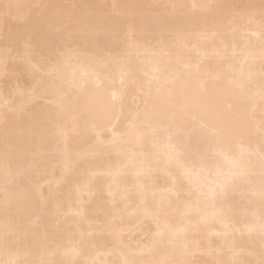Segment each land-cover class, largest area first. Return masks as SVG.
<instances>
[{
	"label": "bare ground",
	"instance_id": "bare-ground-1",
	"mask_svg": "<svg viewBox=\"0 0 264 264\" xmlns=\"http://www.w3.org/2000/svg\"><path fill=\"white\" fill-rule=\"evenodd\" d=\"M4 2L6 0H0V3ZM10 2L25 6L19 9L18 14L27 17L29 24L37 25V33L39 21L34 13L29 15L27 5L75 3L96 7L77 11L78 22L70 30L67 55L61 61L55 78L47 75L49 65L46 60L35 55L41 47L40 36L36 34L32 38L34 60L29 62L23 26L15 21H5L0 16V113H9L8 126L13 133L10 137L13 150L6 153L5 124L0 119V261L12 259L17 247L29 245L31 252L27 258L31 261L39 260L44 264L53 261L55 264H67L68 261L91 264L95 260L97 264H102L106 257L91 247L92 240L103 239L109 247L123 244L132 250H138V245L143 247L153 243L152 234L156 231L157 219L171 223L174 229H186L184 244L188 250V259L196 261L197 264H218L221 260L230 259L232 253L229 246L233 240L238 245L241 242L247 244L249 240L254 241L257 255L253 259L258 260V233L251 237L245 234L242 238L241 233L236 231L237 228L244 229L251 218V212L256 213L257 220L259 218L258 198L255 199L253 208H248L249 200L252 199L249 195L248 178L239 181L229 194L225 207L232 209L229 216L234 219L229 220L228 227L212 216L213 209L210 206L205 213L207 219L197 227L191 226L196 223L195 220L190 222L182 214L185 205L196 204L200 191L206 189L212 181L218 167L224 163L225 156H239L252 174V184L259 190L261 173L264 171V161L260 155L261 122L264 120V103L261 102L260 92L264 86V78L261 75L259 39L249 37L248 48H245L243 42H239L236 48L238 55L233 57L232 39L228 38L227 52L224 53V46L219 40L213 44L205 42L201 37L207 31L202 23V13L190 7L175 14L161 8L158 16L147 15L142 22L137 17L133 24V35L125 39L128 32L126 16L131 15L132 10L124 8V5H191L201 0ZM216 2L228 5L259 4V0ZM113 4L121 7L114 9L111 7ZM158 18L162 19L161 23L170 24L175 29L163 44L148 35L161 26ZM215 19L219 22L221 17L217 15ZM176 32H183L188 36L189 43L186 46H181L183 41L176 36ZM237 40H240L239 36ZM215 51L225 55L223 62L214 54ZM248 52L252 56L245 62ZM113 58L119 59L120 64L111 63ZM199 59H203L199 73H193L191 79L177 81V97L186 98L190 103H214L221 113L222 121L233 120L237 127L235 131L224 134L218 143L206 135L193 136L188 150L191 157L189 163L195 161V171L185 174L183 167L168 159L165 143L158 138L138 142L137 131L130 130L129 125L133 114L143 112L144 94L149 90V81H152L151 88L155 95L157 89H165L166 82L177 71H184V65L195 64ZM96 60H103L106 66L96 64ZM33 64L37 67L33 68ZM122 70L127 73L124 84H121ZM217 74L221 79L209 96H197V82L211 79ZM53 79L56 80V86L63 85L67 108L66 113L58 120L49 115L55 111V105L60 98V94L55 93L52 87ZM97 79L102 81L100 87L96 85ZM232 79L237 82L238 87L230 101L233 107L229 110L221 90L230 87L228 81ZM45 85L47 94L42 96ZM82 85L86 86L81 87ZM113 93L116 94V99L113 98ZM159 102H166L163 96ZM99 111L103 115L98 119ZM21 114L31 116L33 123L22 120L21 132L16 134L15 127ZM97 132L103 140L112 139L113 133L119 136L128 132V135L114 147L90 153L89 148L96 142ZM53 153H63L69 160L84 156L85 161L76 170L79 179L74 178L58 189L57 201L43 210L39 221L36 219L38 197L19 205L14 204L6 214L2 207L5 161L7 160L12 169H16L26 167L35 158L38 170L43 171L47 167L49 175L40 180L44 183L45 180L55 181L60 176L59 168L55 169L54 175L51 174L50 159ZM149 169L148 175L137 178V172L147 173ZM93 173L100 175V196L94 197L93 202L88 204V193H78L77 185L85 177L90 178ZM22 183L19 180L12 182L10 192L22 186ZM141 184L144 185L143 192H135L136 187ZM129 191H133L130 201L124 199ZM48 192L49 187L46 185L44 195L47 196ZM113 196L121 209L122 220L116 223L114 229L119 235L106 233L103 237H88L87 223L81 224L71 213L80 205L81 199L85 202L90 216L98 206L111 211L109 205ZM129 203L131 206L126 207ZM6 229H14L7 240L4 238ZM33 233L38 234L39 239L34 240ZM224 233L229 235L226 237ZM144 234L148 238L139 240ZM45 236L48 238L45 239ZM166 244L167 240L160 243L154 255L146 258L163 259L168 254ZM77 245L81 249L77 255L63 254L70 253ZM57 249L60 254H54ZM241 258L249 257L242 255Z\"/></svg>",
	"mask_w": 264,
	"mask_h": 264
},
{
	"label": "snow or ice",
	"instance_id": "snow-or-ice-1",
	"mask_svg": "<svg viewBox=\"0 0 264 264\" xmlns=\"http://www.w3.org/2000/svg\"><path fill=\"white\" fill-rule=\"evenodd\" d=\"M22 5L15 4L6 0L4 3H0V16L5 21H15L19 25L23 26L26 33L25 46L26 51L29 52L27 57L28 61H33L32 53L35 51L32 45V38L38 34L41 38L40 50L35 52V55L44 58L49 65L48 76L56 77L59 71V66L64 56L67 55L66 46L70 43V30L74 23L78 22L77 11L93 9L96 6L88 4H50V3H33L27 5L29 9V15L35 14L39 21V32L37 33V25L29 24L27 17H22L18 14ZM112 8H119L121 6L113 4ZM126 9L132 10V14L126 16L128 21V32L125 34V39L131 38L133 35V24L139 17L142 22L147 15L158 16V11L163 8L164 10H171L173 14L184 8L198 9L202 13V23L206 26V33H202L201 37L207 43L215 44L217 40L224 46V53L227 52V40L232 39V56L238 55L236 48L239 46V42H243L245 48H248V38L255 37L260 41V60H261V75L264 78V0H259V4H223L218 3L216 0H201L199 3L191 5H183L178 3L169 4H128L123 6ZM219 15L221 20L217 22L215 17ZM162 19L158 18L160 27L151 31L150 37L153 40H159L161 44L164 43L166 38L173 34L174 27L170 24L161 23ZM255 29H258L255 30ZM176 36L183 41L182 47L189 43V38L183 32H176ZM237 36L240 40H237ZM214 54L219 58L220 62H223L225 55L219 51H215ZM252 56L251 52L245 55V62ZM113 64H120L119 59L113 58L111 60ZM203 59L197 60L195 64L184 65V71H177L165 84V89H157L155 95L152 92V81H149V90L144 94V109L143 112H137L133 114L130 122V130H136L138 135L136 140L142 142L148 138H158L159 141L167 145L166 155L168 159L174 160L177 165L181 166L185 170V174H191L195 171V161L189 163L191 159L188 144L193 136L206 135L213 142H219L224 134L235 131L237 125L233 120L222 121L221 113L216 109L215 104H199L190 103L186 98L180 99L177 97L175 85L178 80L191 79L193 73H199ZM96 64L100 66H106L103 60H96ZM33 68L37 67L36 64L32 65ZM158 70V69H157ZM127 75L122 70L121 84H124V77ZM221 79L220 75L211 77V79H203L197 82V96L207 97L210 91L215 89L216 83ZM230 87L221 90L224 101L228 105V109L231 110L233 104L230 102L238 87L237 82L232 79L228 81ZM102 81L97 79L96 85L100 87ZM82 85L81 87H85ZM52 87L55 93L60 94L59 102L55 105V111L49 113L53 119H60L67 111L65 104V97L63 95V85L56 86V80L53 79ZM47 94V85H45V92L42 96ZM163 96L166 101L160 103L159 99ZM261 102L264 103V86L260 92ZM113 98L116 99V94L113 93ZM102 111H99L97 118H102ZM142 118V122H141ZM0 119H3L5 124L4 141L6 153L13 150L10 137L12 131L9 130L8 121L9 113L4 111L0 113ZM27 120V123H33L31 116L21 114L16 123L15 132L20 134L21 127L20 122ZM128 132L121 133L117 136L113 133V137L110 140L100 139V134L97 132V140L90 148V153H96L108 147H114L118 143L124 140ZM261 145L260 155L261 160L264 161V120L261 122ZM250 151V150H249ZM85 157L81 156L76 160H69L63 153L51 154L50 165L52 173L54 175L55 169H60V176L57 180H45L41 183L40 180L49 175L47 167L43 171L38 170L35 158L27 164L26 167H19L12 169L7 160L4 165V200L2 207L5 213H9L14 204L19 205L21 203L31 201L33 197H38L37 216L39 221L43 215V210L57 201L58 189L68 183L70 180L76 178V170L81 163L85 161ZM148 172H137V178L146 176ZM251 172L245 167L242 159L237 155L225 156L224 163L220 165L216 171V174L212 181L207 185L206 189H202L199 193L196 204L185 205V211L182 217L191 221H196L192 227H197L200 223H203L207 216L205 215L207 208L210 206L213 209L212 216L220 220L228 227V222L234 217L229 216L230 208H226L225 205L228 201L229 194L238 185V182L248 178L249 195L252 199L249 200L248 208H253L255 199L258 198L260 202L259 218L257 220L256 213L253 211L250 213V219L245 225L244 229L239 228L236 231L241 233V237L247 234L251 237L253 234L259 235V259H253L256 255L255 242L249 240L247 244L241 242L237 244L235 240L232 241L229 246V251L232 253V257L228 260H221L218 264H264V171L261 173V181L259 190L255 189L254 184L251 181ZM22 181V186H19L15 191L10 192V185L15 181ZM100 175L93 173L92 176L85 177L77 185V192L83 194L87 192L89 195L88 204L93 202L94 197L100 196L98 181ZM55 184V188H53ZM49 187L48 195H44L45 186ZM144 185H138L135 192H143ZM133 191H129L125 196V200L130 201ZM178 195V194H177ZM103 204V200H100V205ZM131 206L130 203L126 204V207ZM203 206V207H202ZM235 207V206H233ZM58 208V204H57ZM109 208L111 211H106L103 207L98 206V209L94 211L91 216L89 215L85 202L81 199L80 205L71 213L78 218V221L83 224L87 223L89 228L88 237L99 236L103 237L106 233L110 235L118 236V233L114 232L115 225L118 221L122 220L120 215L121 209L119 208V202L113 196ZM247 215V214H246ZM197 217L200 219L197 220ZM9 222L6 220V224ZM14 229H6L4 233L5 240L8 239L11 232ZM186 229H174L171 223L166 221L156 220V231L152 234L153 243L138 247V250H132L131 247L123 244L108 246V243L103 239L92 240L91 247L94 250H98L100 254L104 255L106 259L102 261V264H197L196 261L188 259V250L184 244V236ZM83 235V234H82ZM217 235H221L217 233ZM226 237L229 233H224ZM39 239L38 234L33 233V237ZM48 237L45 236V239ZM148 237L145 236V239ZM167 240L165 245L168 254L163 259L146 257L153 256L159 248L160 243ZM87 243V242H86ZM141 243H143L141 241ZM107 249V250H105ZM239 249V250H237ZM81 251L79 245H77L70 253L64 252V255H77ZM31 248L29 245L17 247L13 258L8 261H0V264H44V262L35 260L31 261L27 257L30 255ZM60 254V250L57 249L56 253ZM242 255L249 257L248 259L241 258ZM55 264V262H50ZM64 264V262H63ZM67 264H77V261H68ZM91 264H97L95 260L91 261Z\"/></svg>",
	"mask_w": 264,
	"mask_h": 264
},
{
	"label": "rangeland",
	"instance_id": "rangeland-1",
	"mask_svg": "<svg viewBox=\"0 0 264 264\" xmlns=\"http://www.w3.org/2000/svg\"><path fill=\"white\" fill-rule=\"evenodd\" d=\"M144 236V237H143ZM142 237L140 236L139 240H144L145 239V236H147L146 234H144ZM136 239V238H135ZM137 241V240H136ZM136 241L134 243H136ZM138 242V241H137Z\"/></svg>",
	"mask_w": 264,
	"mask_h": 264
}]
</instances>
